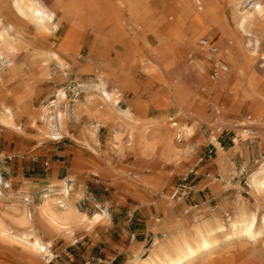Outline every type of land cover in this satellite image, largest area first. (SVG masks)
Masks as SVG:
<instances>
[{"label": "bare ground", "instance_id": "6f19581e", "mask_svg": "<svg viewBox=\"0 0 264 264\" xmlns=\"http://www.w3.org/2000/svg\"><path fill=\"white\" fill-rule=\"evenodd\" d=\"M51 1V4H47L45 0H8L6 4L5 0H0V62H4L9 71L8 82L19 79L24 86L21 95H14L10 91L17 102L26 99L30 94L27 81L32 76L28 64L30 57L33 55L42 65H47L53 58H57L56 54L43 49L48 44H45L42 35L54 34L61 23L68 21L72 23L73 32L86 27L93 32L96 39H102L106 45L113 44L112 39H116L127 44L133 53L146 49L149 56L140 59L139 64L143 66L146 74L168 89L179 108L178 115L184 117H186L184 107L200 99L196 94L195 83L201 81L202 84L206 79L205 68L209 66L207 54L202 51L199 44L203 40L212 39L210 33L214 32L215 36H220L216 45H223L220 50L216 46L215 58L221 63L224 62V58H228L229 62H225L227 72L220 73L216 79H211L215 82L213 86L205 85L202 91L222 92L223 89L230 87L228 83L234 74V88L242 93L243 98L255 101L252 108L256 106L264 111V96L258 92V88L264 86V73L256 69L257 63H263L261 67L264 66V0H181L180 3L185 9L184 18L179 16L165 34L160 32L164 20L156 24L152 19L153 10L148 5L149 0ZM190 2H194V9L188 8ZM226 7L229 9V16L224 12ZM124 14L127 16L126 19ZM13 17L20 19L26 27L42 38L34 40L28 37L13 21ZM128 23L131 26H128ZM186 24L188 27L184 29ZM126 28L133 31L127 33ZM107 29L109 30L103 33ZM147 33L149 34L146 35ZM242 39L245 42H242ZM140 41L142 46L139 48ZM185 45L192 50L191 55L185 53ZM261 45L262 53L259 52ZM30 51L32 54L27 56ZM194 54L202 55L204 60H194L192 58ZM59 62L62 68H68L65 63ZM43 74L46 75V71ZM104 77L105 75L99 73L98 96L105 106L111 107L116 101L112 98ZM14 111L9 105L0 109V124L12 127ZM220 113L216 111V114ZM118 117L114 136L117 140L123 141L127 150L139 151L147 158L158 156L167 164L175 161L173 159H178L176 143L181 144L193 134L192 127L186 128L180 121L167 123L163 119L151 127L138 120H128L123 114ZM197 124L194 121V126ZM221 176L223 180L226 173L222 172ZM135 178L137 185L146 189L152 187L157 190L160 187V182L156 178L155 184L149 182L150 178H143L138 174ZM248 185L256 200L264 201V166L261 165L248 177ZM64 194L70 196L69 191ZM55 206L61 210L64 218L72 216L73 211H67L64 206L57 204ZM228 207H231L230 215L225 212V207L219 206L209 217L192 223L184 217L175 220L167 215L160 223L166 227L163 238L153 241L145 258L140 259L138 256L129 264H196L211 258L225 245L254 242L264 234V215L258 216L256 212L250 211L246 203L240 199L228 204ZM222 211L225 213L224 216ZM74 213L77 215L76 211ZM6 218L24 230L20 233L15 232L5 223ZM100 220L101 216L96 214L93 223L96 224ZM0 241L32 253L40 260L43 259L45 264L51 257L45 247L46 242L44 243L29 227L27 216L12 219L0 212Z\"/></svg>", "mask_w": 264, "mask_h": 264}, {"label": "crops", "instance_id": "0c3cea01", "mask_svg": "<svg viewBox=\"0 0 264 264\" xmlns=\"http://www.w3.org/2000/svg\"><path fill=\"white\" fill-rule=\"evenodd\" d=\"M67 28H70L68 32L70 34L72 28L63 22L58 30L49 36H59ZM91 35H93V40L86 64L79 65L73 62L70 64L72 67L70 73H66L61 69L62 66L59 62L64 63V60L54 53L57 58L50 61L54 64L48 66L49 78L45 81L53 84L54 87L67 82H76L77 79L72 78L83 77L91 71L93 66H97L98 73L93 89L96 95L89 91L78 93L77 97L82 95L80 99L68 100V104L61 111H56L55 116L45 123L42 122L41 118L45 113L44 109L33 106L32 112L20 120V127L16 123L17 119L30 109L27 98L21 102L14 99L11 103L0 101V109L9 105L13 111L15 110L12 127L5 126L6 128L9 127V130H0V212L7 214L12 219L28 217L29 227L44 243L46 242L45 247L49 251V255L53 254L54 256L51 264H84L85 261L97 257L98 250L102 251L101 263L99 264H129L138 256L140 259L145 258L148 255L147 251L152 244V239L154 237L155 239L163 238V232L166 229L160 224V219L156 218L159 220L156 225L152 223L150 214L157 212V209L151 205H144V203L147 205L154 203L151 200V195L157 191L152 187L146 189L139 184L137 185L135 178V175L140 173V176L150 178L149 182L155 184L156 179L148 175L150 172L143 164L153 157L158 161H161L160 158L151 156L150 159L141 155L139 151L127 150L123 141L119 139V142L114 136V128L118 124V116L121 114L128 120H138L151 127L157 122L163 121L164 118L156 112V104L159 100L155 99L156 94L154 93L150 99L155 104L151 106L143 96L126 93L121 75L117 76L107 58H100L105 49L104 41L100 38L96 39L93 33ZM120 49L133 53L123 43L115 42L110 45L107 56H111L113 52H118ZM190 51L192 54L191 49ZM29 53L32 54L31 51ZM91 56L96 64L88 61ZM38 61L32 55L28 64L30 66ZM224 62H229L228 58H224ZM4 70L9 81L10 74L6 65ZM99 73L105 75V82L109 85L110 94L116 101L111 107L105 106L98 96ZM0 77L4 81V76L1 73ZM64 90L65 93L62 90L59 91L57 101H52V104L49 103L51 107L56 108L57 102L68 99L67 87ZM22 93L14 95H21ZM200 99L203 98L200 97ZM253 108L259 107L254 106ZM262 113L260 108L259 119ZM164 121L166 120L164 119ZM55 122L58 124L56 127ZM0 125L4 127L2 124ZM184 126L190 128L186 124ZM22 130L23 132H21ZM106 130L111 131L113 135L111 139L103 137L100 133ZM189 139H184L181 144L176 143L178 159H173L175 161L168 163V165L181 163L192 152V146L188 143ZM219 145L220 148L215 158L219 167L213 164L211 167H215L220 172V168L225 162L227 164L226 176H228L234 169L233 162L231 157L221 148V143ZM219 150H222L223 152L221 151L220 154L224 153L226 157L218 155ZM130 155L136 157L143 166L139 172L127 171L128 175L126 172H122V188L129 193L132 190L136 198L143 204L127 198V202H121L123 204L121 208L108 211L107 203L111 205L114 200L117 203L120 198L111 193L98 192L97 186L89 182L84 170L97 167L104 176H107L111 173L109 166L118 167V164L123 160L122 158ZM101 173H93V175L100 177ZM69 180L72 182L70 183ZM93 181L100 183L98 180ZM201 183L203 180L195 182V189ZM83 185H91L92 190L99 196V200L92 197L96 211L91 216L81 212L76 206L85 194H89L82 189ZM66 191H69V197L64 194ZM203 198L204 195L195 190L189 201L197 205L203 201ZM55 204L64 206L67 211H73L72 216L64 218L61 210ZM75 211L78 216L74 213ZM96 214L101 216V220L95 224L93 219ZM81 215L86 218L84 219ZM169 217L172 219L171 216ZM5 223L17 233L24 230L7 218ZM91 229H94L95 234H97L98 239L96 241L89 234ZM156 230L159 232L157 235L154 234ZM80 240L83 242L82 250L79 247L68 245L69 241H72L74 245ZM4 246L15 249L18 256H25L36 264L43 261L30 252L8 246L0 241V249Z\"/></svg>", "mask_w": 264, "mask_h": 264}, {"label": "rangeland", "instance_id": "374dc122", "mask_svg": "<svg viewBox=\"0 0 264 264\" xmlns=\"http://www.w3.org/2000/svg\"><path fill=\"white\" fill-rule=\"evenodd\" d=\"M180 1L181 0H149L148 5L154 12H152L154 23L160 24L164 20V24L160 29L162 34H165L175 24L179 16L184 18L185 9ZM7 2L8 0H5L6 4ZM45 2L47 4L52 3L51 0H45ZM194 6V2L188 4L189 9H194ZM228 10L229 9L226 7L224 12L229 16ZM124 15L126 19L127 16L126 14ZM124 15H122L123 18ZM12 19L31 39L35 40L43 37L42 39L45 41V44H48L46 47L44 46L43 49L47 52L58 54L61 59L64 60V63H66L68 68L64 69L63 67L62 69L66 73H70L72 68L70 64L73 62L79 65L86 64L89 49L93 40V35H91L93 32L86 29V27L76 29L74 32L72 29L71 32H73V34L71 35H68L70 28H67L59 36L42 35L41 37L32 29L26 27L20 19L15 17ZM65 22L67 24L69 23L68 25L72 28V23L68 21ZM127 25L131 26L130 23ZM187 27L188 25L186 24L184 29H187ZM108 30L109 29L103 31V33H106ZM132 31L133 30H128L126 28L127 33H131ZM148 34L149 33L146 35ZM210 36L213 37L211 41L214 44L218 43L220 39L219 35L215 36V33L211 32ZM241 41L245 42L243 39ZM112 42L114 44L115 42H118V40L112 39ZM124 45L129 48L127 44ZM140 46H142L141 41L139 43V48ZM222 46L223 45H218L217 47L220 50V47ZM109 48L110 45L105 44V49L101 53L100 58H107L111 62L117 76L121 75L120 77L123 81V88L126 90V93H134L143 96L149 101L151 106H153L155 102H152L150 98L155 93V99L159 100L156 104V112L159 113L167 123L180 121L193 129V135L188 142L189 145L192 146V152L189 153L181 163L177 165H168L167 163L158 161L153 157L151 160L143 164L150 172L148 175L153 176V178L158 179L160 182L159 189L155 190L157 192L151 195V200L154 203L148 205L144 204L146 206L151 205L157 209V212L150 214L152 223L156 225L157 219H160L162 222V218L165 215H169L175 220L184 217V219H188V221L192 223L195 220L209 217L210 213L212 214L213 210L217 209L219 206L225 207V212H227V215H230L232 211L230 209L231 207H228V204L233 203L238 199L246 203L250 211L256 212L258 216L264 215V201H257L248 187V177L260 168L261 165L264 166V111L262 117L259 119L260 108L252 109L255 101H249L243 98L241 95L242 93L234 88V74H232L231 82L228 83V87L230 86L229 88L223 89L222 92H203L202 88L205 87V85L213 86L215 83L210 78V66H206V79L202 84L201 81L195 83V86H197L196 94L203 99H198L193 103L187 104L185 106L186 108L184 107L186 117L183 115L182 117L181 115H178L180 111L176 106V101L173 98V95L168 92V89L165 88L163 84L154 78L149 77L143 71L142 65L139 64L140 59H145L149 56L146 49H144V51L142 49L141 51H138V53H129L125 49H120L118 52H113L114 54L112 53L111 56H107ZM249 48L250 50L252 49L251 46ZM184 49L186 54L191 55L188 46L185 45ZM259 52H263V45L260 46ZM30 54L31 53L27 54V56ZM192 58L194 60H204L203 56L200 54H194L192 55ZM88 61L96 64V61H94L92 56ZM50 64L54 63L49 62L47 65H42L40 61H38L30 65L32 76L28 81V90L30 94L27 97V103L30 109L17 119L16 123L19 127L20 120L24 116H27L26 114L32 112L33 106L44 109L45 113L41 118L42 122L45 123L48 122L51 117L55 116L56 111H61L62 108L68 104V100H74L75 98L80 99L82 95L77 97L78 93L89 91L96 95L93 89L98 73L97 66H93L91 71L86 73L83 77L72 78L77 79L76 82H67L54 87L53 84H49L45 81V79L49 78L48 66ZM261 65H263V63H257L256 69L260 71V73H264V66L261 67ZM4 67L5 63L0 62V73L4 76V81L0 82V101L11 103L13 99L11 92L14 94H20L24 92V86L19 79L8 82V75L4 70ZM45 71L47 73L46 75L43 74ZM66 87L68 90L66 92L68 99L57 102L58 104L56 108L51 107L49 103L57 101L59 91L62 90L65 93L64 88ZM258 92L264 96V86L259 87ZM216 111H220L221 113L218 115L216 114ZM194 121L198 123L195 126ZM251 122L252 124H249ZM57 125L58 124L55 122V127ZM0 130L6 131L9 130V128L0 125ZM21 132H23V130ZM100 133L103 137L109 139L113 137L111 131L108 130L101 131ZM219 143H221L223 151L231 157L234 167L229 175L223 180L221 173L225 172L227 174V164L225 162L222 164L220 172H218L215 167H211L212 164L219 167V164L215 159L217 157V151L220 148ZM209 148L213 149V158L197 165L198 160L206 155V150ZM218 155L226 157L224 153L220 154V150ZM143 165L139 163L136 157L130 155L123 158L118 164V167H115L114 165L113 167L109 166V171H111L112 174L110 173L107 176H104L101 173L102 171L97 167L84 170V173L89 182L94 186H97L96 189L98 192L111 193L120 198L117 203L115 200L111 205L110 203H107V210L110 211L115 208H121L123 205L121 202H127V198L137 200L141 203L133 193H129L122 188L123 180L121 179V174L122 172L127 171L134 173L139 172ZM191 170L198 172L195 182L203 180V183L195 189L199 191V194L204 195L203 201L199 202L197 204L198 207L196 208H193L195 204L189 201V198L194 193L188 198H185L179 204L169 200V195L173 188H175L180 183L182 177L189 174ZM93 173H101V175L100 177H94ZM206 173H209L210 176L206 177ZM138 175H140V173H138ZM216 177L219 178L218 181H214V178ZM93 180H98L100 183H95ZM71 182L72 181H70V183ZM106 182H109V184H106ZM82 189L89 194H85L80 201H78L76 206L81 212H85L88 216H91L92 213L96 211L95 202L92 200V197L99 200V196L95 194L94 190H92L91 185H83ZM185 210H189V213H184ZM224 215L225 213L222 211V216ZM123 228L126 229V227ZM158 233V230L154 232L155 235ZM89 234L95 241L98 239L94 229H91ZM154 240L155 237L151 242L153 243ZM68 245L79 247L80 250L83 248L82 240L74 245L72 241H69ZM15 251V249L6 246L0 249V264H36L25 256H18ZM89 261L90 260H87L84 263ZM37 264L45 263L44 261H40ZM196 264H264V234L254 242H235L228 244L227 246L225 245L217 250L211 258L201 260Z\"/></svg>", "mask_w": 264, "mask_h": 264}, {"label": "built area", "instance_id": "2783aa9c", "mask_svg": "<svg viewBox=\"0 0 264 264\" xmlns=\"http://www.w3.org/2000/svg\"><path fill=\"white\" fill-rule=\"evenodd\" d=\"M200 47L202 49V51H204L207 54V61L209 63L210 66V78L211 79H216L218 77V75L220 73H226L227 72V66L221 62H219L215 56L217 53V48H216V44H214L211 40H203L200 42ZM214 156V152L213 149L209 148L206 150V155L204 157H201L198 162L197 165L203 163L206 160H211ZM196 165V166H197ZM198 176V172L191 170L189 174H187L186 176L182 177L180 183L173 188V190L171 191L170 195H169V200L171 202H175V203H181L185 198H188L192 193L195 192V180L197 179ZM206 177H209L210 174L206 173L205 175ZM97 177V176H94ZM219 178L216 177L214 178V181H218ZM194 207H197V205H194ZM184 213H189V210H185ZM158 221V220H156ZM51 250V248H50ZM101 256H102V251L98 250L97 252V257L91 259L89 262H86L84 264H94V263H101ZM48 258V256L46 257ZM54 259L53 254L51 255L50 258H48V261L46 264H51L52 260Z\"/></svg>", "mask_w": 264, "mask_h": 264}]
</instances>
